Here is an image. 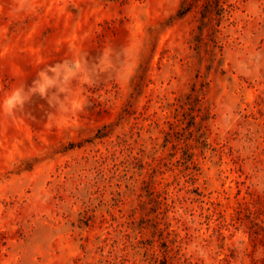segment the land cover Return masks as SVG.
I'll use <instances>...</instances> for the list:
<instances>
[{
  "label": "rangeland",
  "instance_id": "374dc122",
  "mask_svg": "<svg viewBox=\"0 0 264 264\" xmlns=\"http://www.w3.org/2000/svg\"><path fill=\"white\" fill-rule=\"evenodd\" d=\"M0 0V264H264V0Z\"/></svg>",
  "mask_w": 264,
  "mask_h": 264
},
{
  "label": "trees",
  "instance_id": "16d2710c",
  "mask_svg": "<svg viewBox=\"0 0 264 264\" xmlns=\"http://www.w3.org/2000/svg\"><path fill=\"white\" fill-rule=\"evenodd\" d=\"M194 2H195V0H183L181 8L178 11V15L183 16L186 13H188L191 10V8L193 7ZM206 2L209 3L208 4L209 7L212 4V5H214V7L216 9L223 8L222 4H221V0H206Z\"/></svg>",
  "mask_w": 264,
  "mask_h": 264
}]
</instances>
